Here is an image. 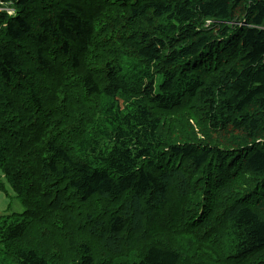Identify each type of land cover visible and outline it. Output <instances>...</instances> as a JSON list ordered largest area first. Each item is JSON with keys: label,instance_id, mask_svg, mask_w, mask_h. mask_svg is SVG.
Segmentation results:
<instances>
[{"label": "trees", "instance_id": "obj_1", "mask_svg": "<svg viewBox=\"0 0 264 264\" xmlns=\"http://www.w3.org/2000/svg\"><path fill=\"white\" fill-rule=\"evenodd\" d=\"M0 167V264H264V0H0Z\"/></svg>", "mask_w": 264, "mask_h": 264}, {"label": "rangeland", "instance_id": "obj_2", "mask_svg": "<svg viewBox=\"0 0 264 264\" xmlns=\"http://www.w3.org/2000/svg\"><path fill=\"white\" fill-rule=\"evenodd\" d=\"M12 12L13 10L9 9V13ZM206 25H209V21L206 22ZM188 121L193 123L191 119H189ZM163 122L164 123L161 126V131L163 134L160 133L163 139H165L166 137H169L170 141H172L174 138L175 140H177V138L185 139V136H181V135H185L184 133L181 132V130H178L175 127L170 128L169 121L165 120ZM184 130L187 133H190L189 129H187L186 127L184 128ZM194 131L199 134L198 129L196 127H194ZM0 180L4 184V188H5V191L0 190V214L10 213L12 211L21 212L25 210L26 208L25 205L21 202L20 198L16 196L15 192L12 190L9 183L5 180L1 169H0ZM259 209H260L258 211L259 215L264 217V208L261 207Z\"/></svg>", "mask_w": 264, "mask_h": 264}]
</instances>
